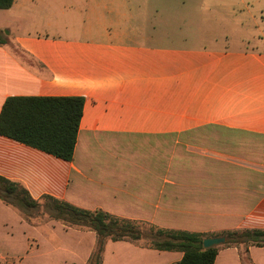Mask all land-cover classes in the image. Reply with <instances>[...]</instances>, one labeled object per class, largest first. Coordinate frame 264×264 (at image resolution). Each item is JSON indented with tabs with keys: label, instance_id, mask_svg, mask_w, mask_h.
<instances>
[{
	"label": "crops",
	"instance_id": "obj_1",
	"mask_svg": "<svg viewBox=\"0 0 264 264\" xmlns=\"http://www.w3.org/2000/svg\"><path fill=\"white\" fill-rule=\"evenodd\" d=\"M254 1L262 24L264 0ZM14 7L30 8L26 0L7 10ZM106 10L89 3L74 23L31 13L24 28L0 30V109L9 96L83 97L71 160L0 135V175L34 199L51 195L145 225L195 232L264 228V30L256 25L234 46L214 37L197 47L168 45ZM246 17L255 18L248 5L243 26ZM240 146L243 154L232 152ZM3 226L15 234L14 223ZM63 236L89 243L85 264L94 233L63 232L58 246ZM114 243L174 254L167 264L182 255L109 240L102 264ZM247 256L243 264H264V246H249Z\"/></svg>",
	"mask_w": 264,
	"mask_h": 264
},
{
	"label": "rangeland",
	"instance_id": "obj_2",
	"mask_svg": "<svg viewBox=\"0 0 264 264\" xmlns=\"http://www.w3.org/2000/svg\"><path fill=\"white\" fill-rule=\"evenodd\" d=\"M26 1H28L29 10L27 8L16 10L15 7L10 8L11 10L0 9L1 35L6 34L8 31L14 33V31L24 28L26 22L24 17L27 14L35 13V18L33 19L36 20L44 15L47 17L53 16L54 19L62 18L63 15L61 14L60 7L63 8L64 5L66 6V9L63 10L65 12L63 17L65 22L74 23L76 20L80 21V19L84 18V12L88 10L89 3L107 6V10L105 11L106 16L113 17L114 20L118 19L120 20L119 22L125 21L127 22L126 25L140 27L146 33L154 32L156 35H161L166 40L164 42H168V45L197 47L201 41H206L205 39H212L214 37L218 40L222 39L219 43L224 41L234 46V42H240L245 31H256V25L264 30V20L260 24L261 20L257 12V4L254 0ZM62 1L64 2L63 4ZM69 5L71 6L70 8ZM244 5L250 7L251 11L255 14V18L246 17L247 23L243 26ZM22 17L24 20H21ZM29 19H31V16ZM241 45L243 46V43ZM246 46L249 48L254 46V43H248ZM232 152L243 154V146L236 147ZM219 163L218 161L217 166L219 169H226L221 168ZM39 203L37 208L30 212H25L19 210L17 207H13V210L10 207L11 211L7 210L5 204L0 201V256L2 257H0V264H20L22 257L25 258L21 264H83L89 243L75 245L68 236L62 237L61 246H58V241L61 240L63 232L77 230L87 233L90 230L69 226L59 220L50 218L49 212L51 210L47 206L48 201L42 199ZM217 209L224 208L217 207ZM16 216H20L22 222L34 228L29 229V232L34 233L39 238L40 244L38 249L35 248L38 246V242L31 233L23 231V224L19 223ZM220 219L222 218H217L218 221ZM6 220L14 223V235L7 234L6 230L8 225L6 228L3 226ZM139 227L143 232L142 238L128 242L136 246L145 247L152 237V230L149 225L145 224H140ZM50 230L56 233L51 234L52 232ZM26 234H28L27 240L25 237ZM94 242L95 235L90 253L93 249ZM115 248H118L117 251H114L116 250ZM224 248L228 247L220 249ZM151 253L153 252L125 249L119 243H114L110 247L108 245L106 249L105 264H167L169 260L175 257L174 254L158 256L155 253L154 255ZM147 256L155 257H150L149 260L146 258ZM88 258L85 264H87ZM216 262L218 264H243V258H240L238 250L236 252L233 248H228L218 254Z\"/></svg>",
	"mask_w": 264,
	"mask_h": 264
},
{
	"label": "trees",
	"instance_id": "obj_3",
	"mask_svg": "<svg viewBox=\"0 0 264 264\" xmlns=\"http://www.w3.org/2000/svg\"><path fill=\"white\" fill-rule=\"evenodd\" d=\"M14 0H0V9L9 8ZM0 42L4 40L0 37ZM81 96H9L0 109V135L71 160L82 115ZM48 201L49 217L63 224L90 230L95 235L87 264H102L107 240L136 241L142 238L141 221L117 216L102 209L74 206L51 195L34 199L19 182L0 175V201L5 205L30 212L40 200ZM152 237L146 247L179 251L181 258L170 264H215L220 248L234 246L240 258H247L249 246H264V228H235L195 232L149 225ZM225 236L217 246L204 248L205 237Z\"/></svg>",
	"mask_w": 264,
	"mask_h": 264
},
{
	"label": "water",
	"instance_id": "obj_4",
	"mask_svg": "<svg viewBox=\"0 0 264 264\" xmlns=\"http://www.w3.org/2000/svg\"><path fill=\"white\" fill-rule=\"evenodd\" d=\"M226 240L225 236L205 237L203 238L202 244L204 248L211 246H217L222 244Z\"/></svg>",
	"mask_w": 264,
	"mask_h": 264
}]
</instances>
